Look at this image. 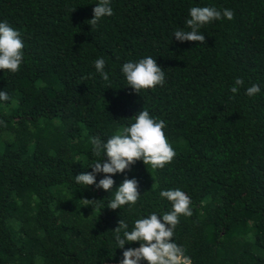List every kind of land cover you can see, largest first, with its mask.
<instances>
[{"label":"trees","instance_id":"16d2710c","mask_svg":"<svg viewBox=\"0 0 264 264\" xmlns=\"http://www.w3.org/2000/svg\"><path fill=\"white\" fill-rule=\"evenodd\" d=\"M97 2L0 0V22L24 43L20 70H0L9 95L0 101V264H119V220L131 231L136 219L162 216L172 204L160 191L177 188L192 215L180 216L172 239L190 264H264V0H111L113 15L91 26ZM195 6L234 18L203 26L204 44L180 42L174 31L190 30ZM146 56L165 84L136 93L121 68ZM236 78L244 84L233 94ZM252 84L261 91L249 96ZM143 109L166 122L174 159L157 169L138 160L113 175L111 192L77 184L107 159L90 138L106 142ZM125 176L139 181L140 199L112 210Z\"/></svg>","mask_w":264,"mask_h":264},{"label":"clouds","instance_id":"9594fccd","mask_svg":"<svg viewBox=\"0 0 264 264\" xmlns=\"http://www.w3.org/2000/svg\"><path fill=\"white\" fill-rule=\"evenodd\" d=\"M113 15L111 0H98L93 8V17L88 23L95 26L103 17ZM190 18L186 20L188 31L177 29L174 31L176 40L180 42L192 41L204 44L205 36L200 29L215 20L227 18L232 20L234 12L223 9L221 12L211 6H195L189 10ZM24 43L21 33L13 28L7 21L0 22V70L16 73L24 60ZM95 69L104 81L109 80L105 71L106 62L98 58L94 62ZM122 73L126 77L127 84L139 93L141 90L155 89L165 84V72L152 56H146L138 61H128L122 65ZM242 78H236L230 91L238 93L243 86ZM261 91L258 84H252L246 89V94L254 96ZM6 91H0V101H8ZM166 122L150 115L147 109H143L135 115L134 122L124 127L116 134L109 137L106 142L99 136L90 138L92 151L97 157H107L106 160L98 159L91 164L92 171H85L75 175L77 184L95 186L111 192L115 185L113 175L131 171L132 166L142 160L145 165H151L153 169L163 168L176 156V152L169 143L164 132ZM104 176L97 183V174ZM114 199L108 203V208L115 210L124 205H135L140 199L139 181L127 178L116 188ZM161 198H166L172 204V210L162 216L156 212L134 221L131 231L128 223L120 219L114 229L116 242L119 248L124 249L123 258L119 264H190V258L185 256V250L173 241L174 230L180 223V216H191V198L179 188L162 190ZM95 200L85 199V205ZM123 231V237L120 232ZM140 242L139 247L124 248L125 244Z\"/></svg>","mask_w":264,"mask_h":264}]
</instances>
